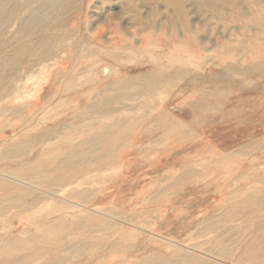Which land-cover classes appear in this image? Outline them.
I'll return each instance as SVG.
<instances>
[{"label": "rangeland", "instance_id": "1", "mask_svg": "<svg viewBox=\"0 0 264 264\" xmlns=\"http://www.w3.org/2000/svg\"><path fill=\"white\" fill-rule=\"evenodd\" d=\"M0 264H264V0H0Z\"/></svg>", "mask_w": 264, "mask_h": 264}]
</instances>
